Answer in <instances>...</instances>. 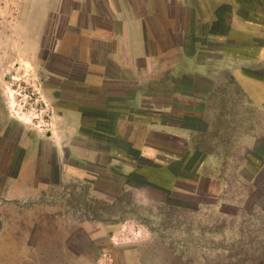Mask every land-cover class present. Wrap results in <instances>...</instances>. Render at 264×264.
Wrapping results in <instances>:
<instances>
[{
	"label": "crops",
	"instance_id": "0c3cea01",
	"mask_svg": "<svg viewBox=\"0 0 264 264\" xmlns=\"http://www.w3.org/2000/svg\"><path fill=\"white\" fill-rule=\"evenodd\" d=\"M36 13L42 28L32 40L28 20ZM261 33L264 0H0V240L9 235L19 245L38 225L37 236L46 234L47 218L61 234L79 226L94 240H112L118 220L78 219L68 209L82 213L99 203L109 210L133 186L195 194L179 187L200 184L187 181L183 166L195 178L228 176L232 158L201 142L211 108L227 109V93L211 86L212 76L217 64L224 81L231 64L259 59ZM42 48L45 92L57 108L44 135L21 123L5 89L9 68L26 56L36 62ZM179 64L186 65L175 72ZM249 142L254 162L260 143L253 132ZM196 153L204 159L194 166ZM158 168L170 175L165 187L151 186L144 173ZM17 245L0 250V264H19L9 260Z\"/></svg>",
	"mask_w": 264,
	"mask_h": 264
},
{
	"label": "rangeland",
	"instance_id": "374dc122",
	"mask_svg": "<svg viewBox=\"0 0 264 264\" xmlns=\"http://www.w3.org/2000/svg\"><path fill=\"white\" fill-rule=\"evenodd\" d=\"M41 21L39 13L29 18L28 29L35 28V33L34 36L26 34L28 39L39 37ZM258 40L262 49L253 54L260 55L259 59L231 64L226 82L220 79L225 71L218 64L212 76L211 86L227 93L224 97L227 109L221 114L219 108H211L209 129L204 128L207 134L201 142L207 148L216 149L223 160L232 158L225 163L228 176L212 181L205 177L195 178L194 173L183 166L181 173L188 175L187 181L198 179L200 184L194 187L184 182L179 187L197 190L195 194L176 190V194L168 196L152 187L139 192L133 186L132 189L125 187L121 200L109 210L101 208L99 203L82 213L79 209H68V214H76L78 219L96 215L118 220L120 224L112 240H94L79 226L69 225L71 231H68L65 225L63 229L68 233L61 234L57 220L47 218L46 234L37 236L41 228L35 225L36 232L31 240L19 241L17 245L8 235L0 240V250L10 251L13 243L17 245L14 248L16 256L8 254L10 261L18 259L19 264H264V33ZM45 49H41L36 62L26 56L25 62L19 67L11 66L5 75V89L11 95L12 106L21 123L43 135L57 116L55 99L45 92V74H41ZM252 51L255 50L249 52ZM208 55L216 54L210 52ZM185 65L175 66L174 71ZM233 68L241 70L236 74ZM242 70L247 74L245 78L252 80H242ZM251 132L260 143L259 159L254 162L251 150L248 151L252 148L247 146ZM176 149L183 151L181 146ZM198 154L193 155L194 166L204 159L200 156L201 160H197ZM174 160V170L179 171L180 163ZM218 163H210V170L218 173ZM28 170L25 168L22 175L29 177L32 171ZM144 173L150 185L165 187L170 179L166 168ZM209 186L215 189L212 193L207 191Z\"/></svg>",
	"mask_w": 264,
	"mask_h": 264
},
{
	"label": "trees",
	"instance_id": "16d2710c",
	"mask_svg": "<svg viewBox=\"0 0 264 264\" xmlns=\"http://www.w3.org/2000/svg\"><path fill=\"white\" fill-rule=\"evenodd\" d=\"M251 74V73H250Z\"/></svg>",
	"mask_w": 264,
	"mask_h": 264
}]
</instances>
